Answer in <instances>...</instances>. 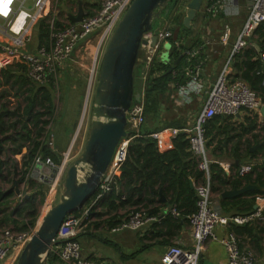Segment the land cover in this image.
<instances>
[{"label":"built area","instance_id":"built-area-1","mask_svg":"<svg viewBox=\"0 0 264 264\" xmlns=\"http://www.w3.org/2000/svg\"><path fill=\"white\" fill-rule=\"evenodd\" d=\"M131 1L101 0L96 9L84 12L81 21L73 23L66 15H63L62 19L59 18L60 12L57 6L53 5L52 0H0V71L8 67L22 66L29 80L42 84L57 74L80 42L89 35L94 36L96 48L94 56L96 58L103 51L111 33ZM190 1L180 0L178 3V9L183 12L184 16ZM228 9L229 0H214L210 4H202L200 13L217 18L222 13L227 14ZM40 20H45L48 25L49 43L47 46H37L33 43L34 30ZM158 20L159 25L156 28L152 27L144 35L147 44L141 47L137 58L138 78L143 85L153 60L161 62L158 57L160 58L161 53L164 52L163 47L166 43H168L169 50L174 48L179 51V58L184 60L181 70L185 82L176 83V102L179 106L195 107L189 115L194 118V121L193 124L189 122L190 125H185L182 129L164 128L148 136L157 141L158 148H163L171 145L172 140L180 133H186L189 151L196 159L198 169L206 177L204 182L195 187L196 209L187 218L192 239L191 246L170 245L163 254L161 263L199 264L205 243L216 239L217 227H224L229 231L219 241L226 252V264H254L253 250L243 245L241 237L230 228L242 226L254 220L263 222L262 210L257 208L253 212L242 215H223L216 210L218 203L213 198L208 173L211 163L217 162L220 165V162L208 158L203 126L215 116L233 117L243 111L249 114H261L260 109L264 104L261 103L257 94L243 80L233 78L231 73L235 56L248 48L253 32L264 22V0L250 1L247 17L235 38L227 61L203 101L201 100L205 91L203 67L210 57L208 50L212 45L225 46L229 43L232 37L230 23L223 22L218 41L212 40V36L208 35L199 46L184 49L181 41L174 37V25L171 21L161 17V14ZM57 23L59 26L56 25ZM152 38H155L153 45L151 44ZM262 62L264 66V57H262ZM262 85H264V79ZM140 94V102L133 103L127 111L126 132L128 136L120 139L115 148L95 198L89 206L83 205L66 215L53 240L54 244L50 252L65 264H93L92 261L81 258L78 236L89 228L91 220L88 217L89 210L110 191L113 177L117 175L120 165L125 160L130 139L139 135V128L144 122L143 88ZM45 136L47 147L54 152V135L46 131ZM68 163V152L62 154L58 165L54 164L51 158L40 154H36L33 159L27 175L47 186L48 195L45 201L49 207L54 201L55 188L61 182ZM249 171L250 166L244 165L241 166L239 173L243 175ZM17 195L22 199L20 194ZM171 213L174 216L178 215L174 209ZM153 222L157 220L154 217H148L144 208H134L112 231H138ZM31 234L32 230L18 232L11 226L2 228L0 230V264H3L10 256H12L10 264H15Z\"/></svg>","mask_w":264,"mask_h":264},{"label":"trees","instance_id":"trees-1","mask_svg":"<svg viewBox=\"0 0 264 264\" xmlns=\"http://www.w3.org/2000/svg\"><path fill=\"white\" fill-rule=\"evenodd\" d=\"M213 1L209 0L207 3L210 4ZM165 9L168 10L167 13H165ZM165 9L162 10L161 17L170 20L174 25V37L178 38L180 32L183 33L180 37L182 48H193L202 44L198 34L193 35L192 31L183 26L184 14L178 9V5L175 6L174 1L169 3ZM56 25L59 26V23ZM253 35L252 38H255L253 40L254 47L246 48L235 56L232 63V77L247 83L264 104V85H262L264 66L261 58V55H264V22L255 29ZM252 38H250V42ZM33 43L37 46L48 45L49 30L45 20H40L36 25ZM179 56L180 52L172 48L169 52L171 63L168 65L154 59L143 85L139 78V84L135 83L139 69L136 68L134 71V89L141 92L143 88L144 122L139 128V135L129 141L125 160L120 165L117 175L113 177L107 197L102 198L106 197L105 202L100 205L99 201L93 206L88 215L89 218L93 210L100 206H105L114 212L118 207H127L129 211L134 208H144L148 217H154L157 220L153 224L166 223L168 228L171 225L177 226L178 223L188 224V216L196 209L195 187L204 182L206 177L198 169L197 161L189 151L187 134L177 135L171 142V148L166 151H160L157 141L148 136L164 128L182 129L186 125L183 116L181 118L174 113L172 105L166 101L167 94L172 89L171 85L185 82L181 70L184 60ZM0 75L2 78L0 83L7 87L1 92V98L8 95L10 90H14L16 95L18 93L26 95V104L21 113H19V106L11 112L6 108V104H1L0 137L8 133L4 143H9L11 155H20L23 150L25 153L21 156L20 163L15 160L14 163H11V168L6 167V163L0 158V179L6 183L12 182V178L9 179L8 176L19 174V179L16 182L23 183L30 191L26 196L24 194L22 199L11 209L9 198H11L12 190L1 194L0 225L12 226L18 232H25L35 228L38 218L36 201L40 200L43 203L45 198V192L40 187L41 184L27 175L34 157L36 154L49 157L56 165L61 161V156L57 152H52L45 141V127L53 115L52 93L50 85L46 87L29 80L22 66L2 69ZM163 112L165 113L164 117L162 116ZM228 120H233V117L215 116L203 126L208 158L212 161H218L221 157L232 160L229 175H225L217 163H211L208 178L211 183V191L217 195L220 202L222 213L224 215H242L253 212L249 207L250 201L241 198L234 201L222 200L220 194L225 190L241 188L249 183L258 184L264 189V173L257 172V166H252L248 174L241 176L239 173V162L242 159L252 160L257 158L259 153L264 154V123L258 125L254 120L246 119L237 129ZM251 143L252 146L256 143H262V145L256 152L251 153L250 147H246ZM228 145H230L229 150H227ZM3 151L4 148L0 143V153ZM253 174H255L254 178H252ZM16 182L14 181L13 185ZM191 183L193 188L190 186ZM116 188L118 189L115 190ZM252 194L254 192H249L246 196ZM255 194L264 196V190L255 192ZM95 195L85 202V207L90 205ZM164 206L174 209L178 214L177 217L170 211L164 212L162 209ZM232 209L236 211L230 214ZM103 214L99 213L97 216ZM115 218L114 227L121 223L119 217L115 216ZM110 220L113 219L110 218ZM98 225V223L94 224L95 227ZM230 229L237 235L245 236L246 234L244 226L231 227ZM247 232L250 234V231ZM47 261L48 264H63L51 252L48 254Z\"/></svg>","mask_w":264,"mask_h":264},{"label":"water","instance_id":"water-1","mask_svg":"<svg viewBox=\"0 0 264 264\" xmlns=\"http://www.w3.org/2000/svg\"><path fill=\"white\" fill-rule=\"evenodd\" d=\"M170 0H132L122 18L111 33L102 53L92 95V120L88 135L79 157L67 166L62 177L59 200L48 209L43 219L32 232L15 264H48L47 258L54 244L57 231L66 215L77 210L97 193L103 176L108 170L115 148L120 139L126 138L127 111L133 103L141 100L134 89V71L140 49L147 44L144 35L152 28L153 20L160 17ZM204 0H191L182 18L185 28L197 31L202 16H198ZM165 9V13H167ZM84 15L81 6L77 12L67 14L77 23ZM199 18L196 24L193 19ZM155 44V38L151 39ZM91 77L86 91L88 97ZM171 91L168 92L169 99ZM86 103V102H85ZM264 116V106L260 109ZM77 128V126H75ZM262 143H256L249 151L254 152ZM16 186V184H14ZM191 188L193 185L190 184ZM262 188L246 184L220 194L221 199H233L250 191ZM18 194L17 190L15 191ZM91 209L89 210V214Z\"/></svg>","mask_w":264,"mask_h":264},{"label":"crops","instance_id":"crops-1","mask_svg":"<svg viewBox=\"0 0 264 264\" xmlns=\"http://www.w3.org/2000/svg\"><path fill=\"white\" fill-rule=\"evenodd\" d=\"M208 1L209 0H204L203 4L205 5ZM250 1L251 0H229L228 13L227 14L222 13L219 15L221 17L218 16L217 18H212L210 16H206L205 14H202V12L201 13L199 12L198 16H202V21H201V25L199 29L197 31H195L193 28L189 29L190 31H192L193 35L198 34V36L201 38L202 41L203 39L207 38L208 35L212 36L211 37L212 40L218 41V37L220 35L223 22H229L231 26V32H232L231 36L232 37L229 43L225 46L215 44V45H212L211 48H209L208 50L210 57L206 61L203 67V78L205 80V91L201 96L202 101L205 100L206 94L210 90L211 86L213 85L216 79V76L221 72L222 68L224 67V64L227 61V58L229 56V53L231 51L235 38L237 34L239 33L241 26L243 25L247 17ZM76 6L78 7L81 6V8L84 10L85 4L82 3L81 0H77ZM88 6H90L92 9H96L97 7L93 2L92 4L88 3ZM60 15H62V17L63 15L67 16V14H63V12H60ZM203 15L205 16L203 17ZM198 20L199 18L196 17L195 19H193L192 24L193 25L196 24ZM252 37H254V35ZM254 39L255 38L251 39V42L248 48L254 47L253 45ZM179 40L181 41V39ZM94 42H95L94 36L89 35L85 40L80 42L75 52L83 53V52H86L87 50L89 51L91 48L94 47L93 45ZM169 52L170 50L168 49L166 52L161 53L160 58L158 57V59L161 60V63L166 64V65L171 63ZM94 55H95V52H94ZM163 55L165 56V58H162ZM262 57H264L263 54L261 55V58ZM232 72H233V68H232ZM171 88L172 89L169 90L171 91V95L169 99L166 98L167 99L166 101L169 102L170 105H172V107L174 108V111L176 112L178 116H180L181 118L183 116V120L186 122V126L190 125V123L193 124L194 118H191L189 116V119H187V115L188 113H191V111H193L195 107L194 106H190V107L189 106H186V107L179 106L176 102V94H175L176 83L172 84ZM246 119H248V121L254 120L258 125H261L264 123V116H262L261 114L260 115L249 114L245 111L233 116V120H228V121L230 122V124L233 125V127H236L237 129H239L238 126H240L242 122L246 121ZM87 135H88V132L87 134H83V136L81 137L79 144H78V149H77L78 154L77 155L81 154L83 145L85 143V140L87 139ZM252 145H253L252 143L247 144L246 147L247 146L252 147ZM259 147L257 149H259ZM170 148H171V145L167 147H163V148L159 147V150L166 151V150H169ZM229 148H230V145H228L227 150H229ZM257 149L254 152H256ZM54 152H57L59 156H62L63 154V153L60 154L56 148ZM24 153L25 151H22L21 155H23ZM18 156L19 155H16L15 159H18ZM218 162H220V165L217 162H213V163H217L223 169V172L225 173V175H229V168L232 164V160L226 157H221L219 158ZM5 163H6L5 166L9 167L8 163L7 162ZM239 163H240L239 165L240 168L241 166L245 165V166H250V170H251V167L255 165L257 166L256 168L257 172L262 173V174L264 173L263 172L264 171V154L259 153L257 155V158L252 159V160H249L248 158L242 159ZM260 165L262 166L260 167ZM249 172L245 174H248ZM254 176L255 174L252 175V178H254ZM255 185H258V184H255ZM117 189L118 188H116L115 190ZM263 190L264 189L262 188L259 191H250V192H254V194L250 196H246L247 194L246 193L242 196H239L233 199H226V200L234 201L237 198L246 199L251 202L249 206L251 210L255 211L257 208H260L262 210V215L264 218V196L255 194V192H262ZM9 191H10V188H7L5 190H0V197L2 193L9 192ZM13 197H15V199L9 198L10 209L11 207H14L17 204V202L20 201L16 199L17 197L16 192L13 194ZM53 198L55 199L54 196ZM105 198L99 200L100 205L105 202L106 200ZM213 198L218 203L216 205V210L219 211L221 214H223L221 206H220V202L218 201V198H217V195L213 194ZM51 200L52 198L50 199V202ZM43 204H47V202L45 201V198L43 200ZM162 209L164 212H168V211L171 212L172 210L170 206H164L162 207ZM116 210H115L116 212H114L113 210H108L105 206L103 207L100 206L93 210L92 215L90 217L91 220H90L88 230L78 236L81 258L87 259L90 261L94 260L93 264H110L107 262V259L105 257H102L100 254L96 255V252L94 251V246L98 240V241L103 242L105 245L113 244V242H118L120 247L124 249V251H121V248H118L119 253H118V257H116L118 264H124V263L125 264H162L161 258L163 254L165 253L166 249L170 245L176 244V245H180L181 247H190L192 244V239L190 236L187 223L185 224L178 223L177 226L171 225L170 228H168L166 226V223L153 224L154 223L153 222V223H148L146 226H144L142 229L138 231H130V230L112 231V229L115 228L113 226L114 225L113 222L117 220L115 216L119 217L121 221L124 220L128 215L129 208L118 207ZM231 211L232 212L230 214H233L236 210L232 209ZM99 213H104V214L102 216H97ZM236 215H240V214H236ZM110 218H112L113 220H110ZM95 223H98L99 225L95 227L94 226ZM243 226L246 228L245 229L246 232H244L246 234L245 236L244 235H238V236L241 237L243 245H247L253 250L255 254L254 264H264V220L263 222L259 220H254L242 226H232V228L233 227H243ZM1 227L4 228L6 226H3L1 224L0 230L2 229ZM228 231H229L228 228H224V227L216 228L215 230L216 239L208 240L205 243L204 248L201 252L200 258H199V264H226V252L224 250L223 245L220 243L219 240L222 239L227 234ZM247 231H250V234ZM115 234H117V236H115ZM11 260H12V256H10L3 264H8V263L10 264ZM113 264L115 263L113 262Z\"/></svg>","mask_w":264,"mask_h":264},{"label":"rangeland","instance_id":"rangeland-1","mask_svg":"<svg viewBox=\"0 0 264 264\" xmlns=\"http://www.w3.org/2000/svg\"><path fill=\"white\" fill-rule=\"evenodd\" d=\"M82 3L85 4L84 6V12H90L94 9H92L90 6H88V3L92 4V2L99 6L101 0H81ZM174 1L175 6L178 5L180 0H170L169 3H172ZM57 2V5H56ZM53 5L57 6L59 12H63V14H72L74 15L77 12V0H52ZM94 8V7H93ZM59 18H63L62 15H59ZM159 20H153L152 27L156 28L159 24ZM183 35L182 32H180V36ZM95 47V42L93 43ZM91 48L89 51L83 53L75 52L70 56V58L64 62L63 68L57 72V74L48 80H46L42 85H45L48 87L50 85L51 93H52V100H53V115L49 119L48 124L45 127V130L48 133H53L54 135V147L58 150L60 154L62 153H69V163L72 164L79 155L77 152L78 144L83 136V134H87L88 128L90 126L91 120H92V95L94 92V87L96 83L97 78V72L99 68V62L101 58V53L97 55L95 58L94 52L96 48ZM168 50V43H166L163 47V51ZM162 58H165L163 55ZM95 60V61H94ZM94 64V67H93ZM65 67V69H64ZM13 67H11L12 69ZM93 68V69H92ZM93 76V77H92ZM139 76V74H138ZM90 77L92 78L90 90L88 93V99L86 100V91L88 87V82ZM1 75H0V82H1ZM139 79L137 77L135 83L139 84ZM6 86H2L0 83V94L3 90H6ZM135 88H138V85L135 86ZM137 91V90H136ZM24 94L18 93V95L15 94L14 90H10V93L8 95H5L4 97H0V108L2 107L1 104H6V108L8 110L15 111L17 106L20 107L19 113H21L22 108L26 104ZM87 102V110L86 115L82 116L83 110L86 106ZM170 107V106H169ZM173 108V107H172ZM171 112L173 111L170 109ZM174 113H176L174 111ZM189 114L187 115V119H189ZM162 116H165V113H162ZM77 126V128L75 127ZM78 130V131H77ZM45 131V133H46ZM78 134V135H77ZM76 135V137H75ZM8 136V133H6L4 136L0 137V143H2V146L4 148V151L0 153L1 159L3 161L8 163V168H11V163H14V160L18 163L21 162V154L18 156V159H15V156L11 155L9 150L10 146L9 143H4V139ZM75 138V139H74ZM25 151V150H23ZM64 151V152H62ZM19 174L15 176H8L12 178V182H4L3 179H0V190H5L7 188H10L12 190L11 198L13 197V194L17 190L18 194H20L22 197L26 196L28 194L27 187L24 186L23 183H17L16 181L19 179ZM6 176V175H5ZM16 182V186L13 185V182ZM62 181V180H61ZM40 185L41 189L45 192V197L48 195V188L45 184L40 183L38 181H35ZM62 183V182H60ZM59 183V185L55 188V199L51 206H53L55 203L59 200L60 192L62 191V186ZM38 198V197H37ZM16 199L19 201L21 198H18V195ZM37 209H38V218L36 220L35 228L39 225L41 220L43 219L44 215L50 209V207L47 204H43L40 202V200L36 201ZM2 228V227H1ZM117 236V234H115ZM118 248H121L118 242H113V244L105 245L103 242L98 241L94 246V251L96 252V255L100 254L102 257H105L107 259V262L110 264H118L116 257H118ZM121 251H124L123 248H121ZM115 256V258H114ZM58 258V257H57ZM59 259V258H58ZM59 261L63 264L60 259ZM94 262V260L92 261ZM9 264V263H8ZM125 264V263H124Z\"/></svg>","mask_w":264,"mask_h":264},{"label":"bare ground","instance_id":"bare-ground-1","mask_svg":"<svg viewBox=\"0 0 264 264\" xmlns=\"http://www.w3.org/2000/svg\"><path fill=\"white\" fill-rule=\"evenodd\" d=\"M93 77V76H92ZM91 81H92V78H91ZM90 86H91V82H90ZM90 86H89V90H90ZM89 93V92H88ZM88 99V98H87ZM86 110H87V104H86V106H85V108H84V110H83V113H82V116H83V118H84V116L86 115ZM78 131V130H77Z\"/></svg>","mask_w":264,"mask_h":264}]
</instances>
